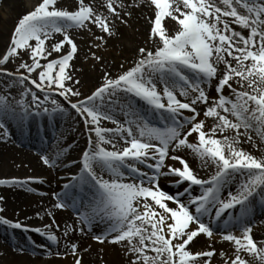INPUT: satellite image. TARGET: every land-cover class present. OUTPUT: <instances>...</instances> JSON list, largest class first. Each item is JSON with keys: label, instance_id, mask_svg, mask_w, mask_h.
Instances as JSON below:
<instances>
[{"label": "snow or ice", "instance_id": "1", "mask_svg": "<svg viewBox=\"0 0 264 264\" xmlns=\"http://www.w3.org/2000/svg\"><path fill=\"white\" fill-rule=\"evenodd\" d=\"M141 7L150 9L153 46L137 47L138 59L116 76L105 68L103 82L84 96L74 75L78 43L72 31H86L92 47L101 49ZM89 52L88 58L104 62ZM0 77L8 92L0 94L3 137L10 135L9 121L22 128L37 118L54 123L69 107L88 133L79 172L52 194L53 210L75 213L64 238L103 223L105 230L92 238L119 245L128 264H213L217 256L222 264H264V240L253 231L257 209L264 215V0H38L0 53ZM17 87L19 98L11 96ZM185 150L201 169L214 172L202 178ZM63 151L42 152L40 160L56 167ZM161 178L171 179L176 191L163 190ZM32 183L43 181L0 179V185L28 192L35 191ZM53 210H45L51 223L30 227L6 218L0 207V225L35 232L59 247ZM201 239L208 250L193 251ZM223 242L230 252L216 249ZM40 247L53 255L49 246ZM64 248V256L82 264L78 244L66 241Z\"/></svg>", "mask_w": 264, "mask_h": 264}, {"label": "bare ground", "instance_id": "2", "mask_svg": "<svg viewBox=\"0 0 264 264\" xmlns=\"http://www.w3.org/2000/svg\"><path fill=\"white\" fill-rule=\"evenodd\" d=\"M5 6L7 7V13L5 16H0V53L5 48L6 44V38L7 36L11 35L12 31L14 30L15 25L17 24L19 18H21L24 14L28 12L29 6H32L30 3L34 0H2ZM96 3H102V0H94ZM150 15V9L148 7H141L139 9H136L131 18L128 20V24L121 26L120 30L116 37L111 38L108 40V43L100 49H94V47L90 46L89 44L92 42V38H85L84 35H81L80 37L78 34H74V36L77 38L75 39L78 43V57L74 59L73 63L80 68V64L83 65L85 59H89L91 53L89 52V47L92 48V51H102L103 53V59L104 62L100 64L102 66V69L100 66L91 65L85 67L84 70L81 69L82 73H76L74 74L77 77H81L80 74H82L83 77L88 78L91 80V82H98L102 79L103 82V76L104 69L107 68L108 71L113 74L115 70V66L120 63H134L138 57L135 55L137 47H152V41L149 40V23L147 21V17ZM166 26L169 30H174V25L170 20H167L166 18ZM237 30H239L238 26ZM73 33V32H72ZM97 34H99L97 32ZM59 34H57V39H59ZM94 49V50H93ZM94 51V52H95ZM3 53V52H2ZM78 68V69H79ZM83 68V67H82ZM77 69V70H78ZM101 69V71H100ZM69 117H74L75 112H72L71 109L68 111ZM65 115L64 117H66ZM104 123H107V125L112 128V125L108 121H104ZM213 121L211 118H209L206 121V125L211 126ZM10 133L13 135L15 140H26L24 137V133L21 131L22 127L18 126L14 121H9L7 124ZM115 126V125H114ZM34 131L36 133V128L34 127ZM231 134V133H229ZM30 139H33L32 143H34V137L31 134ZM29 143V139L26 140ZM246 150H250L255 152V149H252L250 145H245ZM73 149V153H74ZM187 151L185 150V155L188 156ZM183 152V153H184ZM182 153V154H183ZM189 155L191 156V164L195 171L198 172V174L202 178H208L209 175H211L214 172V169H201L200 162L197 158L193 156L191 152H189ZM64 165V164H61ZM32 173L35 172L37 174H41L43 176L49 177V182L53 181L54 174L49 175L51 172L50 169H48V166L44 165L40 158H38L36 155L31 154L28 150H24L22 148L16 147L11 142L10 144L7 143L6 145H2L0 143V179L7 178L8 174L13 173ZM5 175V176H3ZM0 196L4 198V201L2 204H0V207H3L5 211L2 213L6 218L11 220L19 219L27 220L29 217L33 220H37V213L39 212L41 215H45V210H53V202L50 199H44L45 202L43 206H38L37 203L39 201V198L35 197L34 195L28 194L25 192L23 188L20 187H12L9 185H1L0 186ZM57 214V217L59 218L60 222H65V219L68 220V222L74 223L72 221L71 216L67 212H58L56 210L55 212ZM46 216V215H45ZM264 220V218H263ZM256 230L257 227H255ZM1 229H5L2 225H0V235H3V231ZM7 230L9 237L12 241H9L12 247L17 249L18 247H22L25 249H33V246L30 245L27 240L25 239L24 234L20 230ZM257 232V231H256ZM77 233H79L77 231ZM12 234V235H11ZM80 234V233H79ZM86 235H81L79 237L73 236L74 242H77L80 247L81 253L84 255V263L85 264H97L96 261V248L90 249L88 238ZM259 240H264V229H260L257 232V236L255 237ZM69 237L61 238V242L63 240H68ZM205 242L204 239L200 240V243ZM199 243L196 245L194 249H201V247L198 246ZM10 246V245H9ZM10 246V247H11ZM41 246V245H40ZM11 247V248H12ZM120 246L116 245H109L107 243L102 244V254L107 258L106 264H128V256L125 254L124 250L122 248H118ZM215 247L218 251L223 250H231V245L229 242H223L222 244H215ZM40 249H44V247H39ZM42 252V251H41ZM219 256L214 257V261H219ZM0 264H49V261L42 260L40 258L34 257L29 254L27 251L24 254H18L17 252L12 253L6 246H3L0 244ZM56 264H65L62 261H59Z\"/></svg>", "mask_w": 264, "mask_h": 264}, {"label": "rangeland", "instance_id": "3", "mask_svg": "<svg viewBox=\"0 0 264 264\" xmlns=\"http://www.w3.org/2000/svg\"><path fill=\"white\" fill-rule=\"evenodd\" d=\"M64 1V0H63ZM36 3H38V0H34V1H32L30 4L33 6V5H35ZM65 3V2H64ZM65 4H72V3H65ZM32 6H29L30 8H28V11H30L31 9H32ZM6 13H7V7L5 6V4L3 3V1L2 0H0V16H5L6 15ZM84 32V33H83ZM83 32H81V33H83L84 34V36H89V33H87L86 31H83ZM9 37H10V35L9 36H7V38H6V42L5 43H7L8 42V39H9ZM91 46V45H90ZM90 48V47H89ZM95 49V48H94ZM93 49V50H94ZM4 50H5V48L2 50V52H4ZM100 50H102V49H100ZM95 51L96 52V54L97 55H99V56H102L103 57V53H102V51ZM1 52V53H2ZM52 58H56L55 56L54 57H52ZM76 62H74V64H75ZM100 64H102V63H96L94 60H92V59H85L84 60V63H83V65H81L80 64V68H79V66L77 67L76 65H75V67H76V69H78L74 74H76V73H82V71H81V69L82 70H84L85 69V67H87V66H91V65H95V69H96V65L98 66H100V68L102 69V66L100 65ZM123 64V66H124V68L122 69L121 67H120V65H122ZM133 64L132 63H120V64H117L116 66H115V70L113 71L114 73L112 74L113 76H116V75H118L119 73H121L123 70H125V69H127V68H129V67H131ZM14 67H15V65H13V64H10L9 65V68L10 69H14ZM83 67V68H82ZM101 69H100V71H101ZM103 74H104V72H102ZM81 75V77H77V79H80V81H81V84H80V86H79V88H80V91H81V93L84 95V96H87V95H90L91 94V92L93 91V89H95L97 86H99V84L100 83H102V79L101 80H99L98 82H91V80H89L88 78H85V77H83L82 76V74H80ZM4 79H6V78H2V77H0V81H3ZM19 92H20V88L19 87H17V88H13V89H11V96H13V97H17V98H19ZM0 94H5V95H7L8 94V92H7V90L4 88V85L2 84V83H0ZM58 99L61 101V103H63L64 105H67V102L66 101H64L63 100V98H59L58 97ZM73 99V102H75L76 101V99L77 98H72ZM62 101H64V102H62ZM68 106V105H67ZM79 118V117H78ZM79 121L80 122H82V120L79 118ZM83 123V122H82ZM105 125H107L106 123H103V126H105ZM85 128V127H84ZM70 129H72V130H77V128H76V126H74V125H70ZM85 131H86V129H85ZM87 132V131H86ZM2 133H3V130H0V143L2 144V145H6L5 144V141H4V137H3V135H2ZM7 138V140H11V138L8 136V137H6ZM55 153V151H50V154L51 155H53ZM50 154H48V155H50ZM69 154L67 155V157H66V159L65 160H68L69 161ZM177 166H179V165H177ZM58 172H60L61 174H62V169L61 168H59V170H57ZM30 175H37V176H41V177H44L43 175H41V174H37V173H25V174H21V173H13V174H8L7 176H5V175H3V176H5V177H7V178H9V177H11V178H16V177H19V178H24V177H27V176H30ZM66 173H63V177H66ZM58 176H60V174L59 175H57V177ZM65 180V179H64ZM59 182L57 181V183L56 184H58ZM51 185H54L53 183L51 184ZM38 187V189H40V190H45V187L46 186H37ZM57 188H59V187H57ZM53 189H50V191H52ZM52 192H56V191H52ZM44 201H43V199H39V201H38V203H37V205H39L40 206V203H43ZM22 222L23 223H25V224H29V225H39V226H42V224H41V222H37L36 220H31V219H27V220H22ZM49 222L51 223V220H49ZM48 222V223H49ZM93 239V238H92ZM88 240V245H89V247H90V249L92 250V249H94V248H96V250H97V253H96V261L95 262H98L97 264H106V260H107V258L104 256V254H102V246H100V243L99 242H97V241H95L94 239V241L93 240ZM72 240V239H71ZM70 240V241H71ZM94 242V243H93ZM204 243V245L203 246H201V249H199V250H208L207 248H206V242H203ZM203 243H201V244H203ZM0 244H2L3 246H6L12 253H14V252H16L15 251V248H11L6 242H4L3 241V239L2 238H0ZM197 247V246H196ZM217 249V248H216ZM193 251H197V249H193ZM81 254V253H80ZM38 256H44V257H46V258H48V259H43V258H41V257H37V258H40V259H42V260H44V261H46V260H48L49 261V264H56L57 262H58V260L59 261H62V262H64L65 264H72L73 263V258L70 256V255H68V256H53V257H50V256H46V255H43V254H38ZM50 257V258H49ZM85 260V259H84ZM82 264H85L84 262H83V258H82ZM213 264H217L216 262H214Z\"/></svg>", "mask_w": 264, "mask_h": 264}]
</instances>
